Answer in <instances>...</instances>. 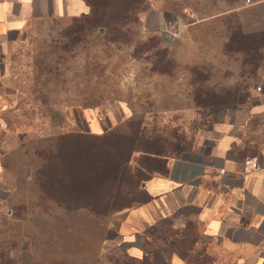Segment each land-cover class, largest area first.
<instances>
[{
    "label": "rangeland",
    "instance_id": "obj_1",
    "mask_svg": "<svg viewBox=\"0 0 264 264\" xmlns=\"http://www.w3.org/2000/svg\"><path fill=\"white\" fill-rule=\"evenodd\" d=\"M199 2L151 0V10L140 15L142 28L135 30L143 39L156 35L146 30V24L151 29L157 24L154 11L182 16L178 44L163 47L181 64L199 63V57L210 63L206 75L187 78L155 59H135L128 45L105 46L98 38L106 30L93 27L88 18L50 17L32 24L13 54L11 82L27 91L36 71L63 76L45 85L52 91L45 105L21 96L23 112L8 117L10 126L0 144L6 167L0 177V264H114L104 241L122 212L145 198L138 191L143 180L138 172L116 180L105 167L78 165L73 172L64 161L62 179L49 169L48 179L38 180L42 138L86 132L91 110L101 112L103 119L110 112L121 124L129 119L121 120L123 105L130 118L135 116L149 134L161 138L165 154L193 151L249 101L253 90L264 88V35L244 36L238 29L218 39L210 34L199 51ZM186 9L195 20L185 15ZM256 17L260 23L263 15ZM163 71L175 75L160 77Z\"/></svg>",
    "mask_w": 264,
    "mask_h": 264
},
{
    "label": "crops",
    "instance_id": "obj_2",
    "mask_svg": "<svg viewBox=\"0 0 264 264\" xmlns=\"http://www.w3.org/2000/svg\"><path fill=\"white\" fill-rule=\"evenodd\" d=\"M89 13L83 0H0V144L7 128L4 114L20 104L9 66L32 24ZM154 13L157 24L153 29L146 24L147 32L162 39L161 28H166L177 37L172 45H163L175 48L183 19L171 12ZM258 13L263 15L260 23ZM198 24L199 51L208 32L219 33L226 26L244 36L264 35V0L199 4ZM127 108L121 106V120L130 118ZM109 114L103 119L99 111L87 112L86 133L99 136L117 127ZM212 135L179 158L139 164L148 176L141 184L145 200L122 212L103 244L114 254V264H264V88L253 90L249 101ZM4 170L0 147V177Z\"/></svg>",
    "mask_w": 264,
    "mask_h": 264
},
{
    "label": "trees",
    "instance_id": "obj_3",
    "mask_svg": "<svg viewBox=\"0 0 264 264\" xmlns=\"http://www.w3.org/2000/svg\"><path fill=\"white\" fill-rule=\"evenodd\" d=\"M83 1L90 8V13L80 18H88L93 27L106 30L107 33L104 35L105 37L98 38L105 41V46L108 44L117 46L128 45L134 49L132 56L135 59L142 60L141 57H143L146 62L155 59L162 65L174 66L175 69L178 68L183 71L182 73L185 78L194 76L196 73H199V75H206V71L210 67V63L207 61L201 60L199 57V63L191 60L181 64L174 59L168 49L163 47V41L158 35H150L143 39L140 38L139 33L135 32L136 29L142 28L140 15L151 10V0ZM219 1L230 6L240 0ZM200 2L199 4L210 6L212 3L216 4L217 0H200ZM174 9L177 12L178 7ZM179 11L180 10H178V12ZM177 14L181 16V14ZM223 28L224 29L220 30L219 33L208 32L209 34L206 35L202 41H205L210 34L218 39L233 34L235 29H237H227V26ZM174 75L175 73L171 74V72L166 71L159 74V76L163 78L174 77ZM54 76L61 77L63 75H54L51 70L45 73L36 71L29 81L31 86L27 91H21L18 87L20 91L19 107L9 110L4 114V120L8 129L10 126L8 117L13 113L23 112L21 109L23 105L21 96H26L29 101L31 100L34 103L40 102L42 105L46 104L52 91L45 89V85L50 83ZM133 117L125 120L111 131L99 136L91 135L84 131H76L59 133L50 138H42L40 141V150L37 152L40 161L38 168L35 166L36 170H38V180L48 179L47 171L49 169H53L57 172V179H62L67 163L71 165L73 172H76L77 169L75 167L78 165H90L92 168L105 167L109 172L112 171L114 173L116 180H121L126 176H130L131 173L134 175L135 172H138L143 175V180H141L140 183L142 184L148 178L147 174L139 168V164L142 163L143 160L179 158L191 152L181 151L174 155L165 154L159 147L161 138L156 137L153 133L149 134L143 122L140 120L137 121L135 116ZM110 139L114 142L107 146L106 141ZM165 143L167 144L166 141ZM127 149H129L128 152L122 151ZM64 161L66 162L65 164L63 163ZM4 168L6 169L5 166ZM107 169L106 173L108 171ZM138 191L143 194L141 185L138 186Z\"/></svg>",
    "mask_w": 264,
    "mask_h": 264
},
{
    "label": "built area",
    "instance_id": "obj_4",
    "mask_svg": "<svg viewBox=\"0 0 264 264\" xmlns=\"http://www.w3.org/2000/svg\"><path fill=\"white\" fill-rule=\"evenodd\" d=\"M250 2L249 1H247V4H249ZM185 15L188 17V18H190V19H192V20H195L196 19V16L194 15V13H192L190 10H188V9H186L185 10ZM162 39H163V44L165 45V46H170V45H172L173 43H175V37H174V35H172L171 33H169L168 31H166V30H163L162 31ZM257 91L258 92H261V88H258L257 89ZM252 168L253 169H257L258 167H257V165H252Z\"/></svg>",
    "mask_w": 264,
    "mask_h": 264
}]
</instances>
